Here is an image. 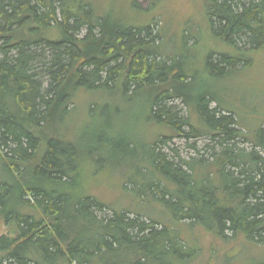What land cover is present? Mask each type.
I'll return each instance as SVG.
<instances>
[{
  "label": "trees",
  "instance_id": "1",
  "mask_svg": "<svg viewBox=\"0 0 264 264\" xmlns=\"http://www.w3.org/2000/svg\"><path fill=\"white\" fill-rule=\"evenodd\" d=\"M204 2L213 35L232 51L209 52L208 81L197 86L194 66L163 54L151 26H124L90 0H0V264H198L203 250L183 223L264 243V124L248 131L216 96L217 82L264 51V0ZM82 95L100 124L77 141L68 124ZM98 100L129 105L131 128L152 139L114 136L112 110L100 114ZM202 137L216 142L213 162H174L160 148ZM242 139L252 151L237 148ZM128 164L139 182L121 189L134 187L167 224L93 194Z\"/></svg>",
  "mask_w": 264,
  "mask_h": 264
},
{
  "label": "rangeland",
  "instance_id": "2",
  "mask_svg": "<svg viewBox=\"0 0 264 264\" xmlns=\"http://www.w3.org/2000/svg\"><path fill=\"white\" fill-rule=\"evenodd\" d=\"M102 16H110L114 21L120 22L128 27L151 26L153 34H160L162 43L161 51L170 56L184 57L193 70L197 71L196 84L208 81L206 73L202 69V60L211 51L231 52L221 41L216 38L209 24L204 0H90ZM190 37V39L188 38ZM186 39H188L186 44ZM241 49H246L245 44H239ZM247 46V44H246ZM252 63L248 69H241L240 65L229 77L220 80L216 84V96L219 103L227 111L234 113L237 119L241 120L242 126L248 131L257 129L264 124V51L251 56ZM101 95V94H100ZM91 97V96H90ZM89 97V99H90ZM98 98L99 94L92 96ZM101 97V96H100ZM77 116L71 118V136L78 139L85 135L92 126L100 124L99 118L92 119L88 115L85 95H82ZM99 101V100H98ZM99 101L100 114L106 108L112 110L115 124V135L135 136L138 140H151L146 131L140 127H132L133 112L129 105H123L117 101ZM173 103H169L172 106ZM179 110L184 109L180 101L175 102ZM213 105L212 107H214ZM73 106L70 107L72 109ZM186 114V112L184 111ZM97 114V113H96ZM115 114H123V120L117 121ZM227 114V113H226ZM134 128V129H133ZM239 128V127H238ZM132 130V131H131ZM155 132V131H154ZM154 136V133H153ZM161 150L174 162L189 160L191 158H206L213 162L212 146H217L210 137H202L197 140L186 141L174 139L168 147L160 145ZM237 148H245L252 151V144H245L243 139L236 141ZM220 150L219 147H217ZM256 152L263 155L261 149ZM126 174L118 178L115 174L106 183L100 182L95 185L93 194L101 201L119 211L131 213L135 216L158 218L165 222V215L162 209L158 212L156 207L140 202L133 193L135 189L128 186L126 192L121 189L122 182L136 178V166L127 165ZM217 177V174H214ZM136 181L139 180L136 178ZM216 183H223L219 177ZM224 187V186H223ZM165 212V210H163ZM166 213V212H165ZM158 220V221H159ZM188 223L182 224L184 236L194 244L196 249H202L198 264H248L250 261H264V243L256 242L251 244L241 237L230 241H222L210 233L204 232L197 227L187 228ZM200 230V231H199ZM7 228L0 222V237L6 234ZM229 236L230 233H228ZM197 264V263H196Z\"/></svg>",
  "mask_w": 264,
  "mask_h": 264
}]
</instances>
